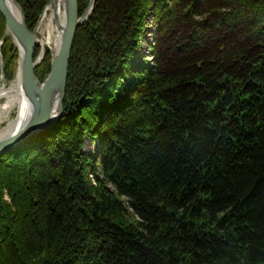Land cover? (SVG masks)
<instances>
[{
    "label": "trees",
    "instance_id": "16d2710c",
    "mask_svg": "<svg viewBox=\"0 0 264 264\" xmlns=\"http://www.w3.org/2000/svg\"><path fill=\"white\" fill-rule=\"evenodd\" d=\"M16 1L29 28L48 2ZM67 73L61 120L0 156V264H264V0H96Z\"/></svg>",
    "mask_w": 264,
    "mask_h": 264
},
{
    "label": "water",
    "instance_id": "95a60500",
    "mask_svg": "<svg viewBox=\"0 0 264 264\" xmlns=\"http://www.w3.org/2000/svg\"><path fill=\"white\" fill-rule=\"evenodd\" d=\"M59 1L64 11V25L61 29V25L55 17L57 31L60 29L61 32L58 37V49L52 55L48 75L43 82H40L34 73L37 62L33 60L34 48L38 43L36 28L33 30L28 28L23 8L16 0H0V14L4 19L6 31L9 32L18 49L22 88L31 106L36 109L31 112L19 130L13 129L11 135L0 139V155L15 148L24 140L45 131L62 115L67 70L75 32L77 27L87 18L89 9L83 16L79 17L78 0H49L39 18L44 15L50 4L53 5L55 11L60 6ZM12 6L18 8L19 15H16ZM0 66V76L2 77V58H0ZM193 239L194 243L198 241L195 234Z\"/></svg>",
    "mask_w": 264,
    "mask_h": 264
},
{
    "label": "rangeland",
    "instance_id": "374dc122",
    "mask_svg": "<svg viewBox=\"0 0 264 264\" xmlns=\"http://www.w3.org/2000/svg\"><path fill=\"white\" fill-rule=\"evenodd\" d=\"M90 2H91V0H87L85 5H84V8H83L81 0H78V16L79 17L83 16L84 13L86 12V10L89 9L87 18L78 27L84 25L88 21V19L91 17V15L94 11V6H95L96 0H92V2L91 3ZM46 4H45V6H46ZM45 6H44V8H45ZM52 6L53 5L50 4V6H48L47 10H45L44 15L41 18L38 17L37 22L35 23L33 28H29V26L26 23V25L28 26V28L30 30H33L34 28H36L35 33H36V38L38 40V43L36 44V46L34 48L33 60H35L37 62V65L34 68V73L40 82L41 81L43 82L44 79L46 78V76L48 75V73L50 71V62L52 59V55L55 52V40H56L55 33L56 32L55 31L52 32V30H50L47 27V25H49V19L51 17L50 14L52 13L51 12ZM44 8H43V10H44ZM43 10H42V12H43ZM154 13L155 12H154L153 7L151 5H148L146 8V15H145V21H144V31H143V34H142V37L140 40V48H139V52H138V56H137L138 60L143 61V62H147L150 64H152V57H151L150 52L152 50V45L154 44V40H155V36H156V30H157V22H156L157 20H156V15ZM45 14H46V16H45ZM24 15H25V13H24ZM52 20H53V24H55V22H54L55 17L53 15H52ZM25 22H26V16H25ZM40 23H42L41 26H40ZM40 28H43V29L41 31H39ZM76 31H77V29H76ZM5 35L9 36L11 38L12 43L14 44L13 39H12L11 35L9 34V32L6 31ZM75 35H76V32H75ZM3 39L4 38L1 39L2 43H3ZM74 39H75V36H74ZM41 42H43L44 46L42 45ZM2 43L0 44V52H1ZM73 43H74V41H73ZM15 48H16L17 58L15 60V63L11 64L7 68V73L4 71V60H3L2 56L0 55V58H2V70H3V75H2V77L0 76V84L3 81H5L6 85L10 86L16 79V76L18 74V68H19V63H18L19 62V60H18L19 56H18V49H17L16 45H15ZM72 48H73V46H72ZM71 52H72V50H71ZM47 64H49V69H47ZM68 67H69V64H68ZM45 70H47V71L45 72ZM67 72H68V70H67ZM67 77H68V73H67ZM66 84H67V81H66ZM65 94H66V88H65ZM65 94H64V98H63V104H62V115L57 122L53 123L49 128L46 129L47 131L50 130V128H52L53 126H55L63 117V105H64V101H65ZM14 115H15V109L13 111H11V113L9 114V116H10L9 118H13ZM6 122L7 121L0 122V129L6 125ZM43 132H41V133H43ZM84 150L87 153H89L91 156H96L97 151H98L97 141L95 139H92V138L86 136L85 143H84Z\"/></svg>",
    "mask_w": 264,
    "mask_h": 264
},
{
    "label": "bare ground",
    "instance_id": "6f19581e",
    "mask_svg": "<svg viewBox=\"0 0 264 264\" xmlns=\"http://www.w3.org/2000/svg\"><path fill=\"white\" fill-rule=\"evenodd\" d=\"M60 6L53 10V6L51 9L50 19H49V25L47 27L52 30V32L55 33V52L58 49V37L60 35V29L56 28V22L53 24L52 15L56 17V20L61 25V29H63L64 25V11L62 10V5L59 1ZM12 9L16 13V15H19V10L16 6H12ZM46 16V14H45ZM42 23H40V26ZM43 28H40L39 31H41ZM44 46L43 42H41ZM20 68L18 69V74L16 76L15 81L10 85L7 86L6 82L3 81L0 84V122L7 121L6 125L0 129V139L3 137H6L8 135H11L10 133L13 132L14 129H20L21 126L26 122L29 115H31V112H34V107L31 106L30 101L26 97L24 90L22 88L20 74H19ZM15 109V115L13 118H9V114L11 111ZM43 109V107H42ZM36 110V109H35ZM12 150V149H11Z\"/></svg>",
    "mask_w": 264,
    "mask_h": 264
}]
</instances>
